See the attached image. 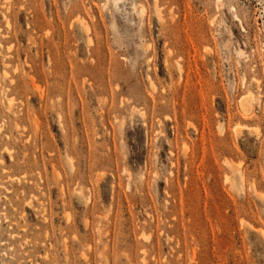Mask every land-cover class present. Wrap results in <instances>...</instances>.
<instances>
[{
	"label": "rangeland",
	"instance_id": "1",
	"mask_svg": "<svg viewBox=\"0 0 264 264\" xmlns=\"http://www.w3.org/2000/svg\"><path fill=\"white\" fill-rule=\"evenodd\" d=\"M0 264H264V0H0Z\"/></svg>",
	"mask_w": 264,
	"mask_h": 264
},
{
	"label": "bare ground",
	"instance_id": "2",
	"mask_svg": "<svg viewBox=\"0 0 264 264\" xmlns=\"http://www.w3.org/2000/svg\"><path fill=\"white\" fill-rule=\"evenodd\" d=\"M115 1H120V0H115ZM127 2V1H126ZM217 2L219 3V2H222V0H217ZM115 3V2H114ZM121 4V3H120ZM116 6V5H115ZM118 6V5H117ZM133 11H134V8H133ZM88 32V31H87ZM239 53V52H238ZM242 104H244L243 105V107H244V109H245V111H247V103H242ZM242 127V126H241Z\"/></svg>",
	"mask_w": 264,
	"mask_h": 264
}]
</instances>
